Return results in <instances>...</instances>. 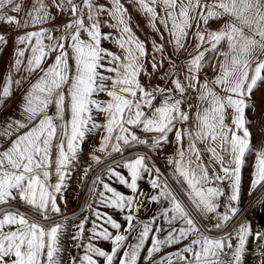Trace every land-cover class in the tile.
Listing matches in <instances>:
<instances>
[{"label": "snow or ice", "instance_id": "6c2138e0", "mask_svg": "<svg viewBox=\"0 0 264 264\" xmlns=\"http://www.w3.org/2000/svg\"><path fill=\"white\" fill-rule=\"evenodd\" d=\"M128 3L159 36L151 52L121 0H0V24L31 29L16 37V76L0 85V109L37 77L22 94L19 117L0 121V206L18 203L28 209L0 207V264H64L68 218L56 222L64 215L57 197L94 132L100 138L89 167L113 154L122 159L93 181L88 208L94 219L90 228L88 217L76 225L72 240L83 255L68 264H141L142 253L144 264H242L250 237L260 242L264 258V232L253 233L251 222L224 231L241 211L246 155L255 153L248 195L264 187V137L257 146L247 115L256 108L254 91L264 84V0ZM58 17L67 22L55 25ZM7 43L0 34V51ZM168 46L173 54H187L184 78L169 71L164 86L145 85L141 76L152 75L147 63L152 72L166 59L175 67L165 55ZM206 65L213 76L201 79ZM193 94L195 104L189 99ZM173 143L165 175L149 162V153ZM140 146L144 154L124 156ZM105 176L131 194L118 191ZM145 179L153 191L147 201L162 205L159 216L148 221L137 216L145 196L139 182ZM258 202L264 203V196ZM93 204L123 213L126 224ZM94 241L110 243V251Z\"/></svg>", "mask_w": 264, "mask_h": 264}, {"label": "crops", "instance_id": "0c3cea01", "mask_svg": "<svg viewBox=\"0 0 264 264\" xmlns=\"http://www.w3.org/2000/svg\"><path fill=\"white\" fill-rule=\"evenodd\" d=\"M24 2L25 4H28L29 0H24ZM99 2L103 4H107L108 0H99ZM121 2L125 4V7L129 9V13L132 15V25H133V29L136 35L141 40L145 41L146 47L148 48L149 52H151V42L153 41V39L159 41V36L152 31V29L148 26L147 21L145 20L144 16L141 15L135 8H133L131 4L128 3V0H121ZM9 14L15 15L13 13H9ZM20 15L22 16L23 12ZM67 19H68L67 17H58L55 21V25L62 26L63 24L67 22ZM49 27H51V25H49ZM213 27H216V25H213ZM30 30L31 29L15 30L14 26L0 24V34H5L8 37L7 45L4 46L2 51H0V85H2L4 81L10 75L16 76V73L12 67V64L15 59L14 53H15L16 37H18L19 35H22L25 31H30ZM103 31L107 33L110 31V29L105 27L103 28ZM102 47L105 49L111 50L113 52H118V49L110 42H102ZM165 55L170 56L171 60L173 61L174 59L180 57L182 59V63L175 65V67H170L169 60L166 59L163 66L158 67V70L156 72H152L151 64L147 63L146 64L147 70L148 72L152 73V75L150 77H144L142 75L141 76L142 83H144L145 85H151V86H156V85L164 86L166 81L162 79V77L164 76L166 72H169V71H174L176 75L179 76L181 79L184 78L185 76L184 62H185L187 54L186 53H181L178 55L173 54L171 46H168L166 49ZM49 63H51V60H49ZM205 76L207 77L213 76L212 70L207 65L205 66L204 71L201 73V79L205 78ZM36 78H37L36 75H33L32 78L24 84L23 89L16 90L13 96L4 103L2 109H0V121H3L5 117H8V118L19 117V108L21 105L22 94L24 90H26L28 86ZM194 95L195 94L189 97V99L192 101L193 104L196 103V101L193 98ZM101 98L107 99L106 97H103V96ZM253 100L255 101L256 108L254 110L249 111L247 115L253 121L252 125H250V128L252 132L254 133V142L257 144V146H259L260 143L262 142V137H264V84H261L258 87V89L254 91ZM192 113L193 114L195 113V108L192 109ZM100 119H102V117ZM99 138H100V133L98 132H94L90 134V136L87 138L86 143L83 145L82 151L79 154L78 162L72 166L70 173L66 178L62 192L57 197V203L60 204L63 213H66L67 207L72 206L74 204L73 195H77V190L79 188V185L76 183L73 184L74 179L77 177L79 178L84 177L86 179L89 178L92 175L93 171L101 165V164L100 165L92 164V166L89 167V164L91 163L90 153H92L95 150L96 146L98 145ZM169 139L172 140L173 137L170 136ZM174 149H175V145L173 143L170 145H165L162 149H158L152 152V153L155 152L156 154L159 155L162 165L159 164L157 159L156 160L161 167L163 166L162 169L165 170V172L168 175H170V172L166 169L165 158L167 156L172 155L174 152ZM126 152L128 151H125V153ZM118 156H120V154H113L112 157H102L103 163L106 161L112 160ZM254 164H255V153L246 155V163H245L244 168L242 169V190H241V197H240V202H239V208L241 209V211L263 188V187L258 188L251 196L248 195L247 190L249 188L250 182L253 177ZM85 170H87V176H85L84 174ZM102 170L99 172V174L102 172ZM118 170L122 172L123 169H118ZM104 179H105V182L108 181L106 176L104 177ZM54 181H55V177L53 176V182ZM118 187L119 185L117 184L116 185L117 190H118ZM262 196H264V192L261 195V197ZM63 201L67 202L66 208H65ZM258 201L256 202L257 204H258ZM220 203L221 204L224 203V198L220 199ZM13 204L18 207L24 208L22 205L18 203H13ZM75 207H76V204H75ZM220 210L222 211L223 209L221 208ZM241 211L238 212L237 216L240 214ZM236 217H234L229 222V225L232 223V221ZM242 220L240 222H242ZM202 222L207 223L208 221H202ZM240 222L237 223L236 226H238ZM214 233H219V232H214Z\"/></svg>", "mask_w": 264, "mask_h": 264}, {"label": "rangeland", "instance_id": "374dc122", "mask_svg": "<svg viewBox=\"0 0 264 264\" xmlns=\"http://www.w3.org/2000/svg\"><path fill=\"white\" fill-rule=\"evenodd\" d=\"M179 58L174 59V61H176ZM181 63H182V59L180 60V63L176 62V65L181 64ZM134 151H147V150L143 146H140V147H137V148L133 149L131 152H134ZM131 152L128 151V152L124 153V155L127 154V153H131ZM137 154H142V153H137ZM150 154H151V156L154 158V160L156 162L158 160L159 164L162 165L158 154H156L155 152L154 153L150 152ZM120 156H118V157H120ZM109 161H111V160H109ZM149 162L155 166V164L153 163V161L150 158H149ZM158 162H157V164H158ZM162 167H161V169H162ZM94 171H93V173H94ZM163 171L165 172V170H163ZM122 173L126 174V170L123 169ZM165 174L168 175L166 172H165ZM97 175H99V173ZM91 176L89 178H87V179L84 178V177H82V178L77 177L73 181V184H75V183L78 184L79 188L77 190V195H73L74 204L72 206L67 207L66 213H64V215H70V216L67 217L68 219L65 221L64 234H63V237H62V246H63V249H64L63 253H62V256L64 258V264H68V261L73 256H81V255H83V248H77V247L74 246L76 244V241L72 240V235L76 231V225L78 223H80L85 217H88V219H89V223L86 224V228H90L91 227V221L94 219V217L92 215V212L88 208V205L92 204V194L91 193H92V185H93V183H92V185H91V187L89 189V192H88V195L86 197V200H85L82 208L80 209L81 203L83 201V197L85 195L87 186H88L89 181L91 179ZM96 176H95V178H96ZM95 178H94V180H95ZM107 182L110 185H112L113 187H115V188H116V185L118 184V183L115 182L114 179L113 180H108ZM139 188H140V191H142L145 194V196L140 197V199L144 201V204L141 207L139 213L137 214L138 219L143 220V221H148L153 216H159V213L161 211L162 205L149 203L147 201V199H146V197H148L151 194H153V191H152L149 183L147 182V179L141 180L139 182ZM99 190H102V188H100ZM118 190L121 193L126 194V195H130L131 194L130 191L128 189H126L122 185H119ZM258 193H260V191ZM258 193H257V195H258ZM261 195H260V197H261ZM260 197L256 201H253L254 200V198H253L244 207V209H242L241 212H244V214L240 217V214H241V212H240V214L233 220V221H235L237 218L240 217V219L237 222V223H239L243 219L242 222H240V224H238V226L243 224L245 221L251 222V228L253 230V233H255V232H264V203H262V204L259 203V202H258V204L256 203L260 199ZM75 204H76V207H75ZM11 205L12 206H16L14 204H11ZM4 206H7V205H4ZM92 206H93V209L98 207L99 210L102 211L103 213H105L106 215H111L115 220L120 222L122 225L126 224V222L123 220V215H124L123 213H120V212H118L117 210H114V209L104 208L103 206H99L97 204H93ZM16 207H18V206H16ZM19 208H21V207H19ZM21 209L26 211V212H28V209H24V208H21ZM9 210H12V209H9ZM71 214H73V215H71ZM64 220L65 219H63L61 221H64ZM160 224H162L164 228H167V225L164 224L162 220L160 221ZM44 226L45 227H49L50 224L49 225L44 224ZM238 226H236V227H238ZM110 231H113V233L115 234V230L110 229ZM121 231H123V228L121 229ZM212 233H214V232H212ZM219 233H222V232H219ZM86 243H87V240L85 239L84 240V244H86ZM94 243H96L97 246L101 247L104 250L110 251V249H111V245L108 242L94 241ZM233 243H235V241H233ZM148 246H150V240H149V244L146 245V248ZM176 247H178V246H174L173 248L164 249L163 252L161 254H158L156 258L159 259L160 255L167 254L168 252L175 251ZM260 253H261L260 242L257 241L256 239H253L252 237H250L248 242H247V244H246V252L244 254L242 264H262V260H264V258H262ZM143 256H144V253H142L141 264H144Z\"/></svg>", "mask_w": 264, "mask_h": 264}, {"label": "water", "instance_id": "95a60500", "mask_svg": "<svg viewBox=\"0 0 264 264\" xmlns=\"http://www.w3.org/2000/svg\"><path fill=\"white\" fill-rule=\"evenodd\" d=\"M145 152H146V151H134V152H131V153H127V154H125L124 156L134 155V154H137V153H142V154H144ZM149 158L153 161V163L155 164L156 167H159V165L157 164V162L154 160V158L151 156L150 153H149ZM121 159H122L121 156H120V157H117V158H115V159H112L111 161H107V162L101 164L99 167H97V168L95 169L94 173H93L92 176H91V179H90V181H89V184H88V186H87V189H86L85 195H84V197H83V201H82V203H81V207H80V209L82 208V206H83V204H84V202H85V200H86V197H87V195H88L89 189H90V187H91V185H92V183H93V180H94L95 176H96V175H97V174H98L103 168H105L107 165L113 164L115 161H119V160H121ZM159 168H160V167H159ZM160 169H161V168H160ZM161 172H164V171L161 170ZM164 173H165V172H164ZM165 175H166V174H165ZM263 192H264V187L260 190V193H258V195L254 198L253 201H256V200L260 197V195H261ZM253 201H252V202H253ZM3 207H4V208H8V209H12V210L19 209L21 212H26V211L22 210L21 208L16 207V206H12V205H7V206H3ZM80 209H79V210H80ZM245 210H246V209H245ZM243 214H244V212H241L240 217H241ZM71 215H73V214H71ZM68 216H70V215H63L62 217H57V218H56V222H59V221L65 219V217H68ZM240 217L237 218L235 221H233V222L231 223V225H230L225 231H228L229 229H232V228L237 224V222H238V220L240 219ZM197 219H199V218H197ZM41 222L44 223V224H48V223L43 222V221H41ZM209 234H210V235H213V236H216V235H221V234H223V233H209Z\"/></svg>", "mask_w": 264, "mask_h": 264}, {"label": "built area", "instance_id": "2783aa9c", "mask_svg": "<svg viewBox=\"0 0 264 264\" xmlns=\"http://www.w3.org/2000/svg\"><path fill=\"white\" fill-rule=\"evenodd\" d=\"M176 62H177V63H180V59H177Z\"/></svg>", "mask_w": 264, "mask_h": 264}, {"label": "bare ground", "instance_id": "6f19581e", "mask_svg": "<svg viewBox=\"0 0 264 264\" xmlns=\"http://www.w3.org/2000/svg\"><path fill=\"white\" fill-rule=\"evenodd\" d=\"M160 167V166H159ZM161 168V167H160ZM162 170V169H161ZM47 225H49V224H47Z\"/></svg>", "mask_w": 264, "mask_h": 264}]
</instances>
